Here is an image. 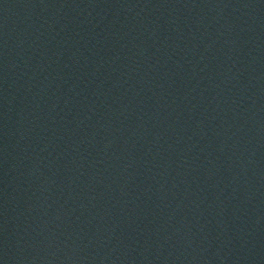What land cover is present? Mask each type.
<instances>
[{
	"label": "water",
	"instance_id": "obj_1",
	"mask_svg": "<svg viewBox=\"0 0 264 264\" xmlns=\"http://www.w3.org/2000/svg\"><path fill=\"white\" fill-rule=\"evenodd\" d=\"M0 264H264V0H0Z\"/></svg>",
	"mask_w": 264,
	"mask_h": 264
}]
</instances>
